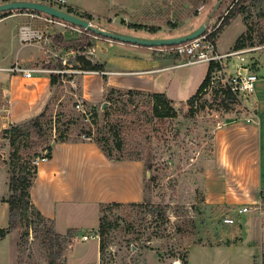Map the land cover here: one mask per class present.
<instances>
[{
	"label": "rangeland",
	"instance_id": "374dc122",
	"mask_svg": "<svg viewBox=\"0 0 264 264\" xmlns=\"http://www.w3.org/2000/svg\"><path fill=\"white\" fill-rule=\"evenodd\" d=\"M241 4L244 12L238 14ZM54 5L61 7L56 3ZM62 8L66 9L64 6ZM233 8H236L237 14L217 38L218 49L221 52L234 51L238 43L243 45L241 48L249 50L259 47L249 52L253 70L260 69L262 72L264 0H140L139 10L130 13L127 20H120L119 23L157 26L160 27L159 35L168 36L204 23L214 10L212 21L216 22L218 17L226 16ZM0 15H5V12H0ZM92 22L105 28L96 19ZM37 23L50 34L53 51L50 55L54 65L61 66L59 69H76V56L90 49L92 52L87 54L93 61H99L98 43H116L89 32L91 46L78 52L56 43L54 36L78 37L85 32L78 30L80 27ZM133 30L149 32L140 28ZM64 60L67 62L64 63ZM230 61L228 72L232 73V64L238 59L232 57ZM80 75L66 72L65 82L61 81L55 87L51 107L43 120L46 135L42 141H53L62 132L69 139H83L81 134L98 127L104 134L111 135L110 127L115 126L123 141L125 154L140 155L146 167L152 165L151 170L146 168V198L137 204L105 208L101 212L106 222L102 236L100 213L96 211L89 214L75 212L68 216L67 223L74 227L66 229L58 219L56 224L53 223L54 230L67 234L72 241L60 239L52 244L44 239L45 227L37 224L36 217L31 225L24 220L20 228L0 240V264H50L51 254L58 252L60 256L54 264H184L192 244L217 241L221 238V231L228 229H235L234 234L251 242L259 251L263 237L259 214L255 211L239 214L238 208L226 204L225 194L222 192L224 195H219L216 189L217 181L223 184L227 173L225 165L218 160L220 154L215 142L218 122L245 113L242 103L218 108L220 100H215L214 89L221 83L219 77L212 78L211 87L199 94L193 110L184 102H176L175 116L158 117L153 112L154 102L149 93L131 95L116 92L109 99L106 93L101 102L89 103L82 98ZM73 76L76 79L74 84L69 81ZM80 100L90 111L89 120L76 109V103ZM95 110L98 112L97 118ZM60 112L64 115L60 117L59 131H56V116ZM30 139L39 143L34 136ZM10 149V140L0 134V164L6 167L8 179ZM3 173L1 170L0 195H7L9 184H4ZM7 216L10 219V210ZM227 216L234 217L236 224L227 225L224 222ZM82 223L87 225L76 227ZM100 239L103 247L100 246ZM192 251L196 253L199 248ZM260 255L261 252L258 253Z\"/></svg>",
	"mask_w": 264,
	"mask_h": 264
},
{
	"label": "crops",
	"instance_id": "0c3cea01",
	"mask_svg": "<svg viewBox=\"0 0 264 264\" xmlns=\"http://www.w3.org/2000/svg\"><path fill=\"white\" fill-rule=\"evenodd\" d=\"M43 2L49 3V0ZM139 4L140 0H67L65 8L93 15L105 29L142 38L181 36L202 24L168 36L159 35L160 29L155 33L140 32L134 31L136 28L130 27V23L120 24V20H127L130 13L139 10ZM27 22L38 24L41 20L33 19L29 12H13L0 17V132L37 116L54 97L50 77L54 69L49 67L54 65L52 55L46 53L41 43L24 45L20 41L19 28ZM49 48L52 51V47ZM97 49L99 62L108 68L107 80L98 71L80 75L82 98L94 104L103 100L108 87L166 93L175 102L187 101L196 94L209 69V63L188 64L183 57L161 52L157 47L116 41L98 43ZM245 54L252 58L249 52ZM16 62L30 69L32 75L13 72ZM255 72L259 75L256 97L246 102L243 116L219 121L215 134L219 163L227 169L226 181L216 183L217 193H224L226 204L236 206L238 211L243 206L257 203L264 189V71L257 69ZM250 117L254 120L248 121ZM1 170L6 184L9 181L7 169L0 164ZM146 170L142 160L109 159L92 139L58 141L52 156L37 167L31 200L54 224L60 219L65 229L74 227L69 226L66 219L75 212L89 214L96 211L100 213V221L104 204L145 200ZM7 196L0 195V227H6L10 222L7 216L9 204L3 200ZM259 218L263 233L259 251L251 242L234 234L235 229H228L221 231L217 241L192 244L188 249L187 264H193V261L195 264H264V217ZM232 224H236V220ZM84 225L87 224L76 227ZM193 248H199V251L193 253Z\"/></svg>",
	"mask_w": 264,
	"mask_h": 264
},
{
	"label": "trees",
	"instance_id": "16d2710c",
	"mask_svg": "<svg viewBox=\"0 0 264 264\" xmlns=\"http://www.w3.org/2000/svg\"><path fill=\"white\" fill-rule=\"evenodd\" d=\"M4 2L10 1V0H3ZM44 1V0H42ZM238 3H243L242 1H238ZM243 5H240V9L238 10V14L243 13L242 9ZM236 8H233L229 11V13L226 16L218 17L216 20V24L218 25L216 30L212 34V38L217 41V38L223 31V28L231 21L233 16H236L235 14ZM67 11L73 14H76L78 16H81L85 19H88L90 21L94 20L93 15L87 14V13H78L75 12L71 8H67ZM13 12H36V13H44L41 11H34V10H12L5 12V15L13 13ZM46 14V13H44ZM4 15H0L2 17ZM219 23V24H218ZM130 27L134 28H140V29H147L150 32H157L160 27L157 26H146L144 24H129ZM85 32L78 36V37H66L65 35L59 34L55 35L54 39L55 42L58 44H61L65 48H74V50L80 52L84 50L87 47H90L91 37H89L88 33L90 31L84 30ZM93 33V32H92ZM94 34V33H93ZM264 40V38H263ZM241 46H243L241 43H238L235 46V49H240ZM76 60L78 62V65L76 68H80L83 70H86L88 72H94L98 71L100 73H103V77L105 80H107V65L105 63L99 62V61H93L91 58L86 57L85 55H77ZM50 68L58 69V67L61 68L59 65H49ZM215 64H210L208 73L206 75V78L204 79L203 83L201 84L200 88L194 94L192 97H190L187 101H182L181 103H186L192 108H194L195 100L199 96L201 92H203L204 88L208 85V83L211 80L212 72L216 69ZM51 77V83L52 88L55 89L56 86L60 85L61 83V73L52 71L50 73ZM116 92L122 93V94H135V93H141V91L133 90V89H117L108 87L107 88V99L112 97ZM215 92V100H220L219 104L222 108H227L229 104L232 102H235L234 98L235 96L230 91L229 87L221 81V83L218 84L217 87L214 89ZM151 97L153 98V112L158 117H164V116H175L174 115V104L176 103L174 100L169 98L166 93H149ZM52 99L47 104V106L44 108V110L38 114L37 116H34L28 120H25L21 123L12 124L10 127L3 129L1 131V135L4 138H8L10 140V158L7 160V163L9 164V194L7 197H4L3 200L8 202L9 209H10V223L7 227H0V240L4 239L8 233L20 228L22 225V221H27V223L30 225L32 224L35 217L38 219L39 225H43L45 227V240L48 239L50 241V244L53 243V241H58L60 239H65L72 241L71 238L69 239V236L67 234L63 235L60 233H57L54 230L53 221L45 217L33 204L31 200V188L36 180L37 177V166L33 165L32 161L37 156L41 155L42 153L46 152V154L51 157L52 152L54 149V144L58 141H67L70 140L67 137V134L62 132L60 135L56 136V138L51 141L45 139L42 141L46 135L45 129L43 126V120L47 117L48 111L52 104ZM106 111V110H105ZM173 112V113H171ZM64 115L63 112H60L56 116V131H59L58 123L60 122V117ZM98 112L95 110V117L97 118ZM103 128V127H102ZM111 135H106L102 132V129L98 127V129L93 130L89 129L85 131L84 133L87 136H90L92 140H94L102 149V151L106 154V156L111 160H141L140 155H134L129 156L125 154L124 152V144L123 141L119 135V130L115 126L110 127ZM82 135V134H81ZM80 135V136H81ZM32 136L34 138L39 139V143L36 141H33L30 139ZM112 136V137H111ZM75 140H80V138H76ZM148 170L152 169V165L148 164L146 167ZM131 204H137V203H131ZM122 203H109L104 204L101 207V212L104 211L107 207L112 206H121ZM106 222L104 221V217L101 216L100 218V235L102 236L105 232ZM68 238V239H66ZM100 246L103 247V241L100 239ZM50 264H54L59 256L60 252L56 254H51ZM184 264H187V261H185Z\"/></svg>",
	"mask_w": 264,
	"mask_h": 264
},
{
	"label": "built area",
	"instance_id": "2783aa9c",
	"mask_svg": "<svg viewBox=\"0 0 264 264\" xmlns=\"http://www.w3.org/2000/svg\"><path fill=\"white\" fill-rule=\"evenodd\" d=\"M49 3L52 5H54V3L59 4L61 5V7L58 8L64 9L62 8V6L65 7V5L67 4V0H49ZM29 13L31 14L33 19L41 20V22L46 24L50 23L51 25H53V23H56L63 26H69V24H71L69 22L50 16L48 14L36 13V12H29ZM71 25L72 27L76 26L73 24ZM217 26L218 25L216 24V22H214V20L213 21L210 20L207 26V30L203 35L194 38L192 40H189L187 42H183L175 45L158 46L157 49L164 53L179 55L183 57L185 62L188 64H194L200 62H206L209 63V65L211 63L215 64L217 68L212 72L211 80L206 86V88H204V90L206 91L211 87V84L213 83L212 78L219 77L221 81L229 87L230 91L235 96L234 98L235 102L232 103H242L245 106L246 102L249 99L256 97V85L259 80L258 73H256L255 70H253L252 68V64H253L252 58L246 57L245 53H248L250 50H255L259 47L251 48L250 50L249 48H241L234 51L223 53L218 49L217 42L211 37L213 32L216 30ZM78 30L84 31L85 29L80 27ZM18 34L22 44L25 45V44L41 43L43 47L46 49L47 54L52 53V51L49 48L51 43L50 34L42 26L35 24L34 22H27L20 26ZM87 52L91 53L92 51L90 49L84 51L83 53H79L78 55L82 54L88 58H91L87 54ZM232 57H236L238 61L232 64L234 70L232 73H229L228 67L230 66L229 62H231L230 59ZM65 62L67 61L64 60V63ZM12 71L15 73L22 72L28 77L32 75V71L30 69L23 68L19 62H16L14 64ZM52 71L61 73V81L63 82H65L66 72H72L78 74L88 72L80 68H76V69L62 68V69H54ZM69 81L74 84L76 81L75 76H73ZM76 109L83 114L86 120H89L90 111L87 108L84 101L81 100L77 101ZM253 117L248 118V121H253L254 120ZM81 137L83 139H91V137L87 136L85 133H83ZM48 159L49 156L46 154V152H44L41 155L34 158L32 163L33 165L38 167L39 164H41L44 161H47ZM253 211L257 212L260 217H264V189L261 190L260 198L257 203L253 205L243 206L239 209L238 212L247 213ZM224 221L226 223L232 224L235 222V218L227 216L224 218Z\"/></svg>",
	"mask_w": 264,
	"mask_h": 264
},
{
	"label": "water",
	"instance_id": "95a60500",
	"mask_svg": "<svg viewBox=\"0 0 264 264\" xmlns=\"http://www.w3.org/2000/svg\"><path fill=\"white\" fill-rule=\"evenodd\" d=\"M21 9L44 12L50 16L64 20L73 25H77L90 32H93L96 35H100L102 37L114 41L132 43V44L149 46V47L175 45V44L187 42L189 40H192L194 38L203 35L206 32L207 26L210 20H212L213 13L215 11L214 10L213 13L210 14L207 21L202 23L199 27H197L188 34L176 36V37H167V38H142L136 35L111 31L102 27H98L88 19H85L81 16L70 13L65 9L58 8L50 3L43 2L40 0H10L7 2L0 3V12H8L12 10H21ZM149 174L150 171H148V175Z\"/></svg>",
	"mask_w": 264,
	"mask_h": 264
}]
</instances>
